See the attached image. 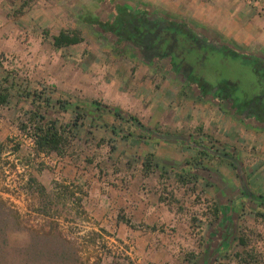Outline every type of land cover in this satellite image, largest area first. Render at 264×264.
Masks as SVG:
<instances>
[{
    "label": "rangeland",
    "instance_id": "rangeland-1",
    "mask_svg": "<svg viewBox=\"0 0 264 264\" xmlns=\"http://www.w3.org/2000/svg\"><path fill=\"white\" fill-rule=\"evenodd\" d=\"M122 4L127 5L128 11H137L135 14L144 15L147 11L159 15L156 20L159 24L165 19L184 23L217 46H225L229 53L225 60L218 54L223 63L216 71L220 77L238 82L233 93H229L233 97L238 95L241 104L258 89L264 92V79L252 77L254 64L236 55L243 50L242 33L252 30L250 47L259 40L257 31L264 28V0H0V76L6 77L7 71L10 72L9 82L14 79L17 85L10 92L8 104L0 106V142L5 145L0 159V194L20 213L24 227L46 230L48 223H58L57 230L68 238L78 258L68 264H238L235 254L244 252L238 246V237L248 241L247 249L264 264V218L258 217L264 209L256 202L260 195L247 190L244 177L247 169L234 159L235 153L227 154L225 147L216 143L220 131L212 124L215 117L211 110L216 106L212 100L222 97L214 98L212 93L202 95V91L187 87L167 74L163 62H147L133 44L119 35L87 24L86 20L92 18L106 24L114 22L115 8ZM61 30L77 32L83 42L54 50L52 37ZM256 50L248 48L246 54L254 57ZM208 65L214 66L212 61ZM207 71L216 85L220 77ZM42 92L53 102L85 105L97 101L117 107L136 117L145 128L157 130L154 135L147 134L136 125L104 114L103 122L113 124L118 133L110 136L109 129L99 121L87 119L76 130L64 158L51 155L36 160L38 166L47 167L38 173L26 168L32 143L18 127L26 123L32 111L28 94ZM46 116L68 123L76 115L70 109L67 113L60 112L55 106L48 108ZM195 123L202 124L200 131H196L200 135L194 139L200 145L194 144L195 147L207 149L208 156L221 153L235 160L233 167L230 159L225 158L234 170L229 178L233 183L228 197L230 217L225 224L220 221L217 205L214 214L211 199L199 191L194 176H184L185 186L176 181L179 178L171 170L182 165L180 160L163 163L167 172H161L164 167L155 160L157 170L152 176L138 175L139 162L149 160L150 165L162 153L158 146L161 141L188 140L186 136L191 132L187 127ZM192 141L189 143L193 144ZM16 148L18 151L14 152ZM208 156L194 159L200 161L207 185L209 174L204 170L210 167L204 158ZM27 173L36 176L46 188L53 178L68 183V191L75 190L78 181L87 186L97 183L108 204L101 228L94 225L81 206L62 205L60 201L50 207L47 218L39 216L36 212L39 195L23 190ZM218 177L214 180L218 181L222 174ZM145 191L155 199L160 196L165 200L167 211L174 217L152 225L156 230L153 235L129 237L114 218L130 220L127 203L134 192ZM46 195L53 197L52 193ZM27 244L26 231L11 233L7 248L11 264H21L20 257Z\"/></svg>",
    "mask_w": 264,
    "mask_h": 264
},
{
    "label": "trees",
    "instance_id": "trees-1",
    "mask_svg": "<svg viewBox=\"0 0 264 264\" xmlns=\"http://www.w3.org/2000/svg\"><path fill=\"white\" fill-rule=\"evenodd\" d=\"M127 5L122 4L117 6L115 9L117 11V19L110 24L99 21L96 18L86 20L87 24L90 26H95L102 32L119 35V28L122 23L130 22L129 11L126 9ZM126 23V24H127ZM123 27V26H122ZM125 31L128 32L127 25L124 26ZM132 40V39H130ZM83 40L79 34L75 31L61 30L58 35L52 37L51 46L54 50L59 51L70 46L82 43ZM132 44V43H131ZM245 58V57H243ZM247 59V58H245ZM6 77L0 76V106H5L8 104L10 92L15 89L17 85L13 81L9 82L11 73L7 71ZM260 81V79L258 80ZM7 83V85H3ZM237 86V82H233ZM44 94V95H43ZM247 95V94H246ZM30 97V105L32 106V111L29 112V117L25 124H21L18 129L21 132L27 134L31 140L32 147L30 149L29 159L26 162V168L34 169L35 172H40L44 168L38 166L36 160L40 157L48 158L51 155H55L58 158H64L67 154L71 142L75 138L76 130L82 123L90 119L91 122L99 121L104 128H108L109 132L115 136L117 135L116 127L113 124L109 125L103 122L104 114H109L113 120L125 121L127 123L136 125L140 131H144L147 134H154L157 129L151 130L145 128L136 117L131 116L122 112L117 107H111L108 105H103L97 101H89L85 105L78 103L72 104L71 102L62 101H52L51 97L42 92V94H32ZM233 101V100H232ZM58 108L60 112L67 113L69 109L73 115H76L75 120L70 122H58L56 119H51L46 116L48 108ZM45 109V111H43ZM80 123H78V121ZM128 136H132L128 133ZM142 138V137H140ZM103 143V140H101ZM193 144L200 145L199 142L193 140ZM209 147V146H208ZM202 149L197 151L199 156H208L207 149L201 147ZM210 148V147H209ZM212 148V147H211ZM210 148V149H211ZM5 145L0 142V159L3 155ZM14 152L18 151V148L13 149ZM31 157V158H30ZM151 158V156H149ZM144 163L145 174L152 172L149 163ZM185 168L197 173L200 170V161L192 160L186 161L184 163ZM202 168V167H201ZM24 179L23 190L26 194L37 193L39 195L40 203L36 208L37 214L47 218V214L50 211V207L53 206L55 202H59L64 205L68 202V183H63L58 181L59 179L53 178L51 180V185L54 190L53 197L46 195L44 186L40 184L37 178L32 173H27ZM177 182H180L182 186L187 184L184 176H178ZM5 192V191H4ZM69 193V194H68ZM264 196H259L257 199L258 206L264 209ZM79 203V201H77ZM76 202V203H77ZM260 202V203H259ZM77 203V204H78ZM214 214L217 213L218 209L213 207ZM258 217L264 218V213L259 214ZM121 220L126 226L130 228H135L129 219L118 216V220ZM47 229H33L32 227H24L22 222V217L20 213L10 206L9 200L5 199L0 194V264H11L8 257V246L10 244L11 233L26 231L28 234V244L23 250L20 262L21 264H68V262H77L76 251L71 246L68 238L63 235V233L57 230L58 223H48ZM55 225V227L53 226ZM238 246L242 247L243 254H235L238 264H260L258 261V256L251 249L248 248V241L243 237H238ZM225 243V242H224ZM222 246V243H221ZM226 247V246H224ZM129 264V263H126Z\"/></svg>",
    "mask_w": 264,
    "mask_h": 264
},
{
    "label": "crops",
    "instance_id": "crops-1",
    "mask_svg": "<svg viewBox=\"0 0 264 264\" xmlns=\"http://www.w3.org/2000/svg\"><path fill=\"white\" fill-rule=\"evenodd\" d=\"M251 31L242 33L240 44L243 50L240 53H236V55L245 57L251 61L255 66L253 74H257V78L261 79V76L264 75V28L263 30L257 31V39L259 40L256 42V45L252 46L257 49L254 57H249L246 54V49L252 48L249 46ZM205 93L207 94V91H202V95H205ZM231 93H233V91H231ZM212 94L214 95V98L217 95L220 96L217 91H214ZM202 95H200V97ZM208 98L210 97L208 96ZM230 98L234 100L231 101ZM222 100L216 98L215 100H212V104L216 105L211 110L215 117L214 123L212 122V124L214 125V129L219 128V131L221 132H219V136L215 137L216 143L218 145H223L227 154H229L228 152H231V154L234 152V159L247 169L244 174L247 190L249 189L254 195L258 193L259 195L264 196V116L263 119H259L254 115H250L249 109L246 107L248 101H244V103L241 104L238 95L233 97L232 94H229L228 96H225V98H222ZM201 126L202 124L198 125V123H195L194 125H189V127H187V130L191 132L186 136L188 140L178 139L174 141H161L162 143L158 146L162 148V153H160V155L158 154V156L154 155V163L151 162L150 164L152 173L150 172L151 174L146 175L144 173V163L139 162L138 175L143 178L144 176H152L154 171L157 170L154 166L155 160L157 162L156 164L161 166H163V163H171L172 160H180L182 165L176 169L172 168L174 170L171 171L174 172L176 176H194L199 191L206 194L215 207L217 205L221 217L220 221L222 222L223 220L222 223L225 224L230 217L228 208L231 204H228V197L233 183L229 178H232L234 175L233 167L236 165L235 162L232 163V167L229 165L230 161L222 157L208 156V158H204L210 167L209 169L204 170L208 171L207 174H209V176H207L208 185L205 184V180L202 177V169H200L199 172L194 173V171L192 172V170L183 166L185 161H191L198 159L199 157L197 151L201 149L195 147L194 144H190L189 142L191 139H196L197 135H200V133L196 131H200ZM154 129L157 128L153 127L151 130ZM190 134H193L192 137ZM111 135L112 134L110 133V136ZM133 138L134 140H138V137ZM152 153L157 154V152L154 153V151H152ZM169 155L171 157H176L170 159ZM160 162H162V164H160ZM163 167L164 171L161 172H167L165 171L166 167ZM220 174H222V177L216 181ZM215 178L217 179L214 180ZM76 184H78V187L75 190L69 191L70 195H68V202H65V204L69 203L71 205L75 204L77 207L81 206V208H83L86 213L88 212L90 217H92L94 225L101 228L106 220L105 208L108 206V204H105V199L107 198L103 195L101 187L97 183L89 185L90 187L82 184L80 181L76 182ZM42 186H44L46 192H54L51 182L48 187L49 191L45 185L42 184ZM150 195L151 193L148 195L146 194V191L141 193L138 192V194L137 192H134L132 195L133 198L127 203L130 210V222L135 225V228L126 226L120 219L118 220L117 216L114 218V222L118 223L120 229H122V231L129 237L136 238L138 234L153 235L156 233V230L152 228V225L163 223L171 217H174L173 213L171 214L167 211L165 200L160 198V196L155 199ZM77 201H79V203ZM108 202H110V199ZM109 208H114V205H109ZM222 208L225 210L221 211ZM39 216L41 215L39 214Z\"/></svg>",
    "mask_w": 264,
    "mask_h": 264
},
{
    "label": "flooded vegetation",
    "instance_id": "flooded-vegetation-1",
    "mask_svg": "<svg viewBox=\"0 0 264 264\" xmlns=\"http://www.w3.org/2000/svg\"><path fill=\"white\" fill-rule=\"evenodd\" d=\"M133 11V9L129 11L130 22L122 23L123 27L119 28L118 33L126 42L132 43L136 52H139L147 62L153 63L154 60L163 62L167 74L196 91H207V94L217 91L222 98L233 91L236 85L231 80L220 77L216 71L223 63V60H218V54L222 55L220 59L225 60V55L229 53L225 46H217L184 23H173L165 19L159 24L156 22L159 15L147 11L141 15ZM169 21L173 24L171 25ZM125 25L128 32L124 29ZM208 61H212L214 66H209ZM207 69L214 76L220 77L221 80H217L216 85L210 81ZM252 77L259 80L257 74H253ZM261 79H264V75ZM251 96L246 107L250 115L261 119L264 115V92L258 89V92Z\"/></svg>",
    "mask_w": 264,
    "mask_h": 264
},
{
    "label": "water",
    "instance_id": "water-1",
    "mask_svg": "<svg viewBox=\"0 0 264 264\" xmlns=\"http://www.w3.org/2000/svg\"><path fill=\"white\" fill-rule=\"evenodd\" d=\"M230 100L232 101V100H234V99H231V98H230ZM216 155H218L219 157L222 156V158H224V159H225V158L230 159V161H231L232 163L235 162V160H234L232 157L228 158L227 155H225V154L216 153Z\"/></svg>",
    "mask_w": 264,
    "mask_h": 264
}]
</instances>
